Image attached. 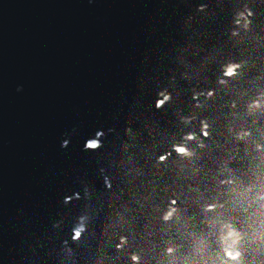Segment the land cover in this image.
I'll list each match as a JSON object with an SVG mask.
<instances>
[{"label":"water","instance_id":"water-1","mask_svg":"<svg viewBox=\"0 0 264 264\" xmlns=\"http://www.w3.org/2000/svg\"><path fill=\"white\" fill-rule=\"evenodd\" d=\"M243 4L252 23L245 30L241 20L232 35ZM241 62L228 77L229 64ZM164 86L172 99L156 108ZM194 88L214 90L199 109L189 105ZM261 90L262 0H0V264H60L62 256L71 264L63 242L81 251L71 237L86 206L98 213L86 233L97 264H132L131 252L141 264H161L166 246L176 248L174 264H200L192 242L209 232L205 201L216 197L225 205L218 211L237 222L247 215L233 209L229 186L218 181L248 185L264 172L251 140L227 131L243 125L259 139L264 112L248 115L244 106ZM192 111L197 119L181 123ZM202 119L205 147L188 141L196 155L177 157L173 144L191 130L199 136ZM98 131L103 148H86ZM117 137L111 191L86 201L85 185L103 192L101 152ZM121 235L127 240L118 251ZM207 244L215 249L214 237Z\"/></svg>","mask_w":264,"mask_h":264},{"label":"clouds","instance_id":"clouds-1","mask_svg":"<svg viewBox=\"0 0 264 264\" xmlns=\"http://www.w3.org/2000/svg\"><path fill=\"white\" fill-rule=\"evenodd\" d=\"M264 2V0H262ZM207 5H197V11H203ZM233 24L235 27L230 29L232 35H238V28L241 27V20L244 21L243 27L247 30L249 24L252 23L249 17L254 15L253 11L247 4L241 5V9L234 12ZM191 19V17H189ZM242 63H230L228 66V72L226 75L232 77L237 75V70L242 66ZM174 79V77H170ZM220 84H224L225 80L220 79ZM19 91V87L17 88ZM214 95L213 89H192L189 99V105L192 109L201 108L202 102L200 97L203 96L205 100H208ZM172 99V93L167 86L161 87L156 92L155 107L160 108L167 104ZM236 101H232L230 107L236 108ZM245 113L248 115L264 112V90L258 91L256 98L250 99L245 104ZM233 120L236 119V114H232ZM179 119L181 123L185 125H191L194 120L197 119V113L192 111L190 115H180ZM201 131L199 136L194 130L185 132L181 136L179 143L173 144L172 151L176 153V156L181 159L192 158L196 155L195 151L189 147L188 141H195L197 147H205L204 141L209 137V124L206 120H200ZM113 129H108V132H112ZM132 131L131 127H125L123 132L127 134ZM227 131L233 139L237 141H243L248 144L251 140L252 148L256 155L253 159L259 160L264 163V130L258 133L259 139L252 138V130L245 128L243 125L233 127L231 124L228 126ZM104 133L98 131L96 138L85 141V147L90 149L103 148L102 137ZM202 138V139H201ZM120 138L117 137V142L111 144L108 150L101 152V161L98 164V172L103 180V192L101 189H97L95 186L85 185L83 188L84 199L101 198L103 193L111 191L112 178L111 172L113 168V161L111 154L119 147ZM68 141L65 139L61 142V147L67 146ZM169 154H161L156 157L157 163H164ZM219 185H228V191L231 193V204L233 209H237L247 214L246 218L242 222H237L231 216H225L218 209H223L225 205L218 203L216 197H209L202 206V212L213 213L212 216H206V222L209 227V232L206 235L199 237L193 234L192 251L199 256L200 264H264V172L260 173L256 177L254 183L248 185L237 184L236 179L227 178L218 181ZM67 202V198H65ZM176 201L171 200L170 204L175 205ZM249 209H252L249 212ZM176 209L166 210L161 220L167 222L173 218V214ZM98 215L95 209H91L86 206L85 212L77 217L74 228L72 229V242L76 244L80 252L74 247H68L67 241L63 242L62 251H66L70 254L71 264H97L93 259L95 251L92 250V246L86 239V233H89V225L94 217ZM243 224L244 226H241ZM246 226V227H245ZM250 229V231H248ZM208 236L214 237V243L216 248L212 251H208ZM127 238L123 235L118 237V243L115 248L119 251L126 243ZM252 245H256L255 248ZM251 251L257 254L259 258H246L247 254ZM176 248L173 246H166L163 249V255L168 257V260L162 261L161 264H174L176 257L174 253ZM206 254V255H205ZM129 259L132 264H141V257L138 253H129ZM60 264H64V257L60 258ZM196 264V261H193Z\"/></svg>","mask_w":264,"mask_h":264}]
</instances>
